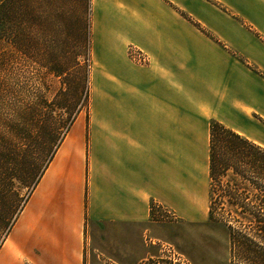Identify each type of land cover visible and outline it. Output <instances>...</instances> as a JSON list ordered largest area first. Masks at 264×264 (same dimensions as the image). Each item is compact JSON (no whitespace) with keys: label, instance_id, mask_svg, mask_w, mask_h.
<instances>
[{"label":"crops","instance_id":"crops-1","mask_svg":"<svg viewBox=\"0 0 264 264\" xmlns=\"http://www.w3.org/2000/svg\"><path fill=\"white\" fill-rule=\"evenodd\" d=\"M149 53V65H133L124 54L114 76L100 74L97 115L71 134L78 120L63 139L0 249V264H139L155 251L146 234H164L152 220L153 204L182 223L207 220L212 119L262 143L245 121L252 113L264 119L250 68L235 67L251 100L233 101L220 85H230L232 72L225 79L219 69L214 85L182 49ZM194 149L203 150L201 159L188 157Z\"/></svg>","mask_w":264,"mask_h":264},{"label":"rangeland","instance_id":"rangeland-1","mask_svg":"<svg viewBox=\"0 0 264 264\" xmlns=\"http://www.w3.org/2000/svg\"><path fill=\"white\" fill-rule=\"evenodd\" d=\"M3 5L19 11L24 20L17 31L5 18L0 30V119L7 122L0 132L14 148H31L33 156L21 157L18 151L14 165L4 158L7 155L0 161L2 173L14 171L7 189L13 187L20 196L8 201L18 206L5 215L7 225H0V249L69 130L80 119L70 133L75 134L81 122L88 128L91 115H97L100 74L114 76L115 64L125 61L124 54L133 65L146 66L151 49H182L190 55L189 64H196L209 82L215 80L214 85L219 69L225 79L231 72L240 76L239 82L231 77L226 88V81L220 83L233 101L251 100L247 80L235 68L248 67L264 96V0H0L1 12ZM84 31L85 48L80 40ZM17 33L21 38H15ZM133 51L142 52L147 60H136ZM260 110L264 113V98ZM69 113L71 123L65 130ZM245 121L264 147V119L252 113ZM197 123L196 117V133ZM203 155V150L188 151V157ZM34 162L40 165L39 178L27 186V172ZM6 191V195L11 192ZM173 214L174 219L154 223L163 227V235L144 237L147 247L155 248L150 255L159 254V246L149 244L152 239L172 244L185 264H248L237 256V247L230 246L229 231L221 221L207 218L202 224H184Z\"/></svg>","mask_w":264,"mask_h":264},{"label":"trees","instance_id":"trees-1","mask_svg":"<svg viewBox=\"0 0 264 264\" xmlns=\"http://www.w3.org/2000/svg\"><path fill=\"white\" fill-rule=\"evenodd\" d=\"M2 8L0 30L5 18H9L18 31V24L24 20L19 11H14L9 5L6 8L3 5ZM84 32L80 40L85 48L87 34ZM21 35L17 33L15 38H21ZM70 117L71 113L61 126L65 130L71 123ZM6 123L3 118L0 119V126ZM0 136V161L7 155L10 157L4 158L11 160L14 165V155L18 151L21 157L33 156L31 148L16 149L4 133L0 132ZM208 156V221L218 219L228 229L229 244L237 247L236 254L242 261L264 264V147L212 119L209 125ZM39 170L40 165L34 162L27 172V186L35 185ZM0 177V225L4 227L8 222L5 215L9 211L10 215L13 214L18 206L8 204L9 199L17 197L19 200L20 196L13 187L7 189L14 177L12 169L3 173L0 170ZM5 190L11 191L10 194L6 195Z\"/></svg>","mask_w":264,"mask_h":264},{"label":"built area","instance_id":"built-area-1","mask_svg":"<svg viewBox=\"0 0 264 264\" xmlns=\"http://www.w3.org/2000/svg\"><path fill=\"white\" fill-rule=\"evenodd\" d=\"M134 58L138 61H146L147 58L142 52L133 51ZM173 211L160 205L153 204L152 206V220L154 222H165L174 219ZM147 242V241H146ZM149 244L159 246L158 255H150L142 260V264H185V261L174 248L172 244L166 241L154 242L149 239Z\"/></svg>","mask_w":264,"mask_h":264}]
</instances>
